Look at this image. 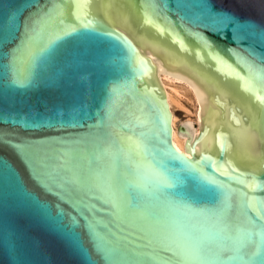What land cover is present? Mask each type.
Segmentation results:
<instances>
[{
  "label": "water",
  "instance_id": "1",
  "mask_svg": "<svg viewBox=\"0 0 264 264\" xmlns=\"http://www.w3.org/2000/svg\"><path fill=\"white\" fill-rule=\"evenodd\" d=\"M262 216L264 0H0V264H264Z\"/></svg>",
  "mask_w": 264,
  "mask_h": 264
},
{
  "label": "bare ground",
  "instance_id": "2",
  "mask_svg": "<svg viewBox=\"0 0 264 264\" xmlns=\"http://www.w3.org/2000/svg\"><path fill=\"white\" fill-rule=\"evenodd\" d=\"M143 51L149 54L154 61L163 59L161 52H153V46L143 43ZM157 80L166 93L172 112L174 145L180 151L185 152L188 155L187 135H178L180 126L176 111L178 108H184L188 116L193 112L194 119L190 117L185 126H187L194 134L198 135L201 130L200 97L193 84L186 77H176L172 76L170 73H160L157 75ZM185 101L192 103L194 107L193 111L185 105ZM194 120L196 121L197 126L194 125Z\"/></svg>",
  "mask_w": 264,
  "mask_h": 264
},
{
  "label": "snow or ice",
  "instance_id": "3",
  "mask_svg": "<svg viewBox=\"0 0 264 264\" xmlns=\"http://www.w3.org/2000/svg\"><path fill=\"white\" fill-rule=\"evenodd\" d=\"M74 30H75L74 28L70 29V31H74ZM17 82H19V80H17ZM176 182H177V178L174 177V176H170V175L160 174L159 178H158V185L161 188L171 187ZM133 183H135V181L128 182V186L131 187V185ZM227 200H228L227 195H224L223 199L220 202L221 205L222 206H226ZM128 203H129V206H134V205H132L130 200L128 201ZM181 206L185 207V208H190L191 207L187 203H182ZM191 210L193 212L197 211L195 209H191ZM260 220H261V223L264 224V216H262L260 218ZM260 234H261L262 238H264V229L261 230ZM184 255H185L186 259H184L182 261V264H207L206 261L200 259V257H203L204 255H206V253L203 251L202 248L191 247L185 252Z\"/></svg>",
  "mask_w": 264,
  "mask_h": 264
},
{
  "label": "rangeland",
  "instance_id": "4",
  "mask_svg": "<svg viewBox=\"0 0 264 264\" xmlns=\"http://www.w3.org/2000/svg\"><path fill=\"white\" fill-rule=\"evenodd\" d=\"M185 105L191 110L193 111L194 107L192 105L191 102L189 101H185ZM176 114L178 116V123H179V126H184L187 122H188V119L190 117H192L194 119V114L193 112L190 113V116H188L185 112V109L184 108H178V110L176 111ZM194 125H196V121L194 120Z\"/></svg>",
  "mask_w": 264,
  "mask_h": 264
}]
</instances>
